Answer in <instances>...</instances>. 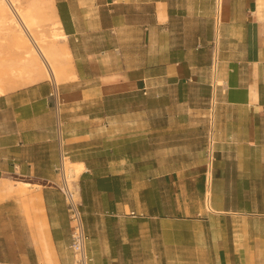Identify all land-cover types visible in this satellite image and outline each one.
Returning <instances> with one entry per match:
<instances>
[{"label": "crops", "instance_id": "obj_1", "mask_svg": "<svg viewBox=\"0 0 264 264\" xmlns=\"http://www.w3.org/2000/svg\"><path fill=\"white\" fill-rule=\"evenodd\" d=\"M54 3L77 80L56 94L44 81L0 96V264H77L60 149L84 164L85 264L182 263L204 254L208 235L216 264H264V0H222L217 39L214 0ZM174 47L184 51L175 57ZM202 72L205 121L184 103ZM158 112L164 147L151 135ZM199 130L204 147L189 156L186 139Z\"/></svg>", "mask_w": 264, "mask_h": 264}, {"label": "bare ground", "instance_id": "obj_2", "mask_svg": "<svg viewBox=\"0 0 264 264\" xmlns=\"http://www.w3.org/2000/svg\"><path fill=\"white\" fill-rule=\"evenodd\" d=\"M221 10L222 0L218 22L222 19ZM0 27L17 51L16 57L4 66L6 72L0 74V96L15 87H27L44 81L50 82L56 94L60 86L77 78L67 44L68 36L63 31L54 0H29L25 5H21L19 0H0ZM83 165L65 160V175L70 186L72 182L76 185ZM206 175L209 185L210 170ZM23 186L28 185L23 183ZM209 196L207 189L206 201ZM76 198L79 199L78 194ZM206 205L210 210V206ZM78 255L76 253V260L84 264V251L80 252L81 259Z\"/></svg>", "mask_w": 264, "mask_h": 264}, {"label": "rangeland", "instance_id": "obj_3", "mask_svg": "<svg viewBox=\"0 0 264 264\" xmlns=\"http://www.w3.org/2000/svg\"><path fill=\"white\" fill-rule=\"evenodd\" d=\"M29 0H19V2L21 3V5H25ZM178 41L180 42L182 39H185V35L181 34V33H177L176 34ZM12 42L10 41V39L4 34V31L2 30V28L0 27V74L5 73V67L6 64L14 57H16L17 55V51L12 47ZM67 44H68V38H67ZM71 44H68V46ZM179 46V45H178ZM184 51L181 48L178 47H174L172 50H170V52L174 53V56L176 57V55H180V52ZM194 52V51H193ZM92 57H90L91 60ZM171 59V57H169ZM95 60V59H94ZM93 60V61H94ZM165 60H168V58L166 57ZM92 61V62H93ZM101 62V59L100 61ZM74 64V62H73ZM96 64V63H95ZM97 67H100L102 71H108L110 68L112 70H116V68L114 67H108V64H103V63H99L96 65ZM108 67V69L105 70V68ZM203 73V74H202ZM200 75H198V78H202V83H195L192 86H190L187 90L188 96H186L185 98V104L191 106L194 110H196V112L190 116V118L192 119H196L199 121H205V117L203 118L202 116H204V112H205V108L207 107V95H208V89L207 86L205 85V72H202ZM45 83V82H44ZM48 84L49 87L52 88V85L50 84V82H46ZM18 88L21 87H15L13 88L11 91H14ZM176 102V100H175ZM168 120V118L166 117V115L164 113L158 112L157 113V117H156V121H157V127H156V131H154V128H152V133L151 135H153V137H157L156 140V146L157 147H164L166 142H165V134L167 131L164 129L165 127V123ZM199 137H197V134H195L194 136H189V138L186 139L187 142V146H188V153L189 156H191L192 154L197 153L198 151H201L202 148L204 147L203 144V138L200 137V135L203 134V131L199 130ZM171 139V138H170ZM174 141H178L175 140V138L173 139L172 142ZM171 142V141H169ZM148 147V144H145V148ZM211 236H205V240L204 242H202V246H204V254L202 256L199 257H192L190 256V258L183 260L184 262H180V259L178 258H173L172 262H169V264H216V260L213 256V252L214 250L212 249V241H211ZM196 244V243H195Z\"/></svg>", "mask_w": 264, "mask_h": 264}, {"label": "built area", "instance_id": "obj_4", "mask_svg": "<svg viewBox=\"0 0 264 264\" xmlns=\"http://www.w3.org/2000/svg\"><path fill=\"white\" fill-rule=\"evenodd\" d=\"M221 0H214V10L216 13V19H215V30H216V39L218 35V12L220 7ZM218 48L217 44L213 42L211 44V56H210V72L213 76L216 72V66L218 62L217 58ZM211 87V93L209 97L208 102V123L211 125L213 121V115H214V106L216 105L215 101V87H214V80L210 83ZM211 127V126H210ZM205 153L208 160H211V156L213 154V139L211 135V131L208 132V137L206 140V148ZM65 160H66V153L63 152L60 149L59 152V161L57 166L55 167V171L60 176V183H59V190L63 195L64 203L66 205L68 218L70 222V236H71V243H70V249L75 256L76 259V253H78L79 259H81L80 252L84 251V245L85 241L87 239L86 234L84 232L83 224H82V218H81V212H80V203L78 199L76 198V195L79 194L78 192V186L75 185V182H72V185L70 186L67 180V177L65 175ZM77 191V194H76ZM133 215V214H132ZM77 261V260H76ZM77 261L78 264H83ZM84 264H85V252H84Z\"/></svg>", "mask_w": 264, "mask_h": 264}, {"label": "trees", "instance_id": "obj_5", "mask_svg": "<svg viewBox=\"0 0 264 264\" xmlns=\"http://www.w3.org/2000/svg\"><path fill=\"white\" fill-rule=\"evenodd\" d=\"M58 8V11H59V15H60V18L62 20V22H64V19H65V12L60 10L59 7L57 6Z\"/></svg>", "mask_w": 264, "mask_h": 264}]
</instances>
